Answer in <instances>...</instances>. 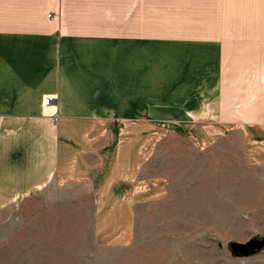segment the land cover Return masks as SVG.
Listing matches in <instances>:
<instances>
[{
    "label": "crops",
    "instance_id": "obj_1",
    "mask_svg": "<svg viewBox=\"0 0 264 264\" xmlns=\"http://www.w3.org/2000/svg\"><path fill=\"white\" fill-rule=\"evenodd\" d=\"M152 1L166 2L18 0L37 16L0 19V211L48 189L77 188L95 203L93 242L126 246L136 208L166 188L163 179L141 177L152 138L173 135L199 147L236 136L248 163L264 167V90L256 85L247 90L243 82L233 94L224 86L222 102L216 87L208 89L204 104L212 119L206 120L193 112L203 103L192 101L177 119L164 113L153 119L150 110L136 118L117 101L138 96L131 75L142 72L140 90L149 105L150 66L139 69L138 63L142 57L149 61L151 38L107 27L136 25L128 11L155 8ZM45 11L60 16H38ZM162 70L167 73V66ZM103 74L112 93L104 92ZM247 91L253 99L247 100ZM47 96H56L53 111L43 106ZM204 121L216 124L199 127Z\"/></svg>",
    "mask_w": 264,
    "mask_h": 264
},
{
    "label": "rangeland",
    "instance_id": "obj_2",
    "mask_svg": "<svg viewBox=\"0 0 264 264\" xmlns=\"http://www.w3.org/2000/svg\"><path fill=\"white\" fill-rule=\"evenodd\" d=\"M17 1L0 0V19L37 16L36 9L26 10L31 5ZM150 5L155 8L128 11L136 25L107 28L150 36L149 61L142 57L137 65L150 66L152 98L148 105L142 97L140 72L131 75L138 96L113 97L114 103L133 109L136 118L150 110L153 119L163 115L159 113L177 119L193 101L203 103L193 112L206 120L208 89L216 87L220 102L224 86L233 94L243 82L247 90L256 85L262 94L264 0H166ZM38 16L54 18L60 12ZM164 65L169 73H159ZM107 75L104 92L112 93ZM253 95L249 92L247 100ZM54 100L56 96L44 97L43 106L53 111ZM152 141L141 177L163 179L166 188L136 208L130 244L96 245L92 196L77 188L48 189L0 211V264H264V248L243 258L229 249L231 242L264 239V167L248 163L238 137L199 147L173 135Z\"/></svg>",
    "mask_w": 264,
    "mask_h": 264
},
{
    "label": "water",
    "instance_id": "obj_3",
    "mask_svg": "<svg viewBox=\"0 0 264 264\" xmlns=\"http://www.w3.org/2000/svg\"><path fill=\"white\" fill-rule=\"evenodd\" d=\"M264 248V239H251L245 243L231 242L229 249L234 257L243 258L257 254Z\"/></svg>",
    "mask_w": 264,
    "mask_h": 264
},
{
    "label": "built area",
    "instance_id": "obj_4",
    "mask_svg": "<svg viewBox=\"0 0 264 264\" xmlns=\"http://www.w3.org/2000/svg\"><path fill=\"white\" fill-rule=\"evenodd\" d=\"M44 104L49 105V100L46 99Z\"/></svg>",
    "mask_w": 264,
    "mask_h": 264
}]
</instances>
